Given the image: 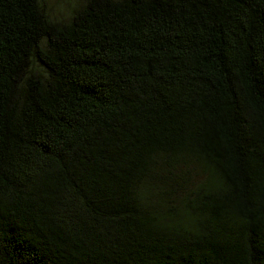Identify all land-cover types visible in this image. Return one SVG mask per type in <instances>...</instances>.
<instances>
[{"label":"trees","instance_id":"1","mask_svg":"<svg viewBox=\"0 0 264 264\" xmlns=\"http://www.w3.org/2000/svg\"><path fill=\"white\" fill-rule=\"evenodd\" d=\"M0 264H264V0H0Z\"/></svg>","mask_w":264,"mask_h":264},{"label":"rangeland","instance_id":"2","mask_svg":"<svg viewBox=\"0 0 264 264\" xmlns=\"http://www.w3.org/2000/svg\"><path fill=\"white\" fill-rule=\"evenodd\" d=\"M51 17L59 21H67L74 10L84 5L85 0H44Z\"/></svg>","mask_w":264,"mask_h":264}]
</instances>
